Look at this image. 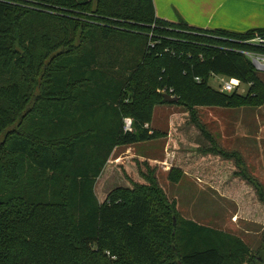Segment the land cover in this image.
Listing matches in <instances>:
<instances>
[{
	"label": "trees",
	"instance_id": "1",
	"mask_svg": "<svg viewBox=\"0 0 264 264\" xmlns=\"http://www.w3.org/2000/svg\"><path fill=\"white\" fill-rule=\"evenodd\" d=\"M256 34L264 28L174 24L154 0H0V138L20 125L0 141V264H264V232L253 252L181 217L154 177L103 203L95 193L117 146L163 136L150 127L156 105H183L216 144L197 107L264 104V80L244 54L264 53L249 42ZM213 73L249 88L216 89ZM165 87L179 102L164 100Z\"/></svg>",
	"mask_w": 264,
	"mask_h": 264
},
{
	"label": "rangeland",
	"instance_id": "2",
	"mask_svg": "<svg viewBox=\"0 0 264 264\" xmlns=\"http://www.w3.org/2000/svg\"><path fill=\"white\" fill-rule=\"evenodd\" d=\"M258 72L264 80V71ZM220 83L219 77H211L214 88L220 90ZM248 88L242 82L238 92L246 93ZM197 114L216 144L194 123L186 107L158 104L150 127L163 136L138 142L137 149L139 153L149 151L155 155H143L157 159L132 158L135 153L131 148L127 152V148L138 143L118 146L122 148L113 152L107 162L110 166L96 180V196L103 203L112 191L148 184L154 177L168 201L176 202L179 216L234 234L257 252L264 232V201L251 180L264 189V104L238 108L199 106ZM19 129L17 120L0 141ZM214 146L229 155L217 153ZM173 169L178 181L170 179Z\"/></svg>",
	"mask_w": 264,
	"mask_h": 264
},
{
	"label": "crops",
	"instance_id": "3",
	"mask_svg": "<svg viewBox=\"0 0 264 264\" xmlns=\"http://www.w3.org/2000/svg\"><path fill=\"white\" fill-rule=\"evenodd\" d=\"M154 5L159 18L174 24L185 22L189 26L205 30L239 33L264 28V0H154ZM139 144L127 148V152L131 148V152L135 153V156L131 154L132 158L157 159L156 156H144L143 153L155 155L146 150L141 152V156L137 150ZM119 148L122 147L117 146L114 151ZM109 166L107 163L105 168Z\"/></svg>",
	"mask_w": 264,
	"mask_h": 264
},
{
	"label": "built area",
	"instance_id": "4",
	"mask_svg": "<svg viewBox=\"0 0 264 264\" xmlns=\"http://www.w3.org/2000/svg\"><path fill=\"white\" fill-rule=\"evenodd\" d=\"M249 42L255 43L259 46L264 47V34H256L253 38L249 40ZM175 54V53H174ZM244 54L250 58L252 63L254 64L255 68L257 71H264V53L263 52H255V51H244ZM181 56V55H180ZM219 77L221 80L220 87L222 91L225 92H233V91H238L239 87L241 85V80L238 78L234 77H226V76H221L217 74H212L211 77ZM196 80L198 82L201 81L200 77H196ZM173 89L170 88L167 90V88H161L159 89L160 93L163 94H170L172 96H175L173 94ZM133 124L134 120L131 117H125L124 118V129L125 130H132L133 129ZM148 127L149 124H146ZM108 255H111L110 252H107ZM112 258H115V256H112Z\"/></svg>",
	"mask_w": 264,
	"mask_h": 264
},
{
	"label": "water",
	"instance_id": "5",
	"mask_svg": "<svg viewBox=\"0 0 264 264\" xmlns=\"http://www.w3.org/2000/svg\"><path fill=\"white\" fill-rule=\"evenodd\" d=\"M179 97L178 96H172V95H170V94H165L164 95V100L166 101V102H169V103H177V102H179Z\"/></svg>",
	"mask_w": 264,
	"mask_h": 264
}]
</instances>
